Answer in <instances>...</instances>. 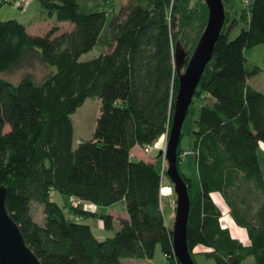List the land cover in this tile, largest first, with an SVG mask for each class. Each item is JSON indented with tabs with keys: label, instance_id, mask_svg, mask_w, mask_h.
Listing matches in <instances>:
<instances>
[{
	"label": "trees",
	"instance_id": "1",
	"mask_svg": "<svg viewBox=\"0 0 264 264\" xmlns=\"http://www.w3.org/2000/svg\"><path fill=\"white\" fill-rule=\"evenodd\" d=\"M37 1L54 21L41 34L16 19L0 20V184L10 215L41 264H121L122 258L151 259L157 245L168 264H180L161 206L160 168L130 152L169 131L178 89L175 47L179 42L189 58L207 22L204 0H124L118 11L107 8L110 0ZM244 2L239 17L225 10L193 96L202 102L193 131L194 192L177 147L190 201L187 246L192 258L201 253L213 264L247 257L264 264V175L257 156L264 92L249 83L261 68L244 55L264 45V0ZM239 22L244 26L230 37ZM93 47L99 54L80 60ZM35 65L44 69L40 76L28 70L16 83L1 77ZM88 96L101 99L100 113L91 138L74 147L70 114ZM54 191L99 207L123 200L127 216L118 218L112 236L98 238L78 219L95 216L114 229L112 214L81 204L70 218ZM215 191L248 243L222 223ZM34 204L42 207L41 222Z\"/></svg>",
	"mask_w": 264,
	"mask_h": 264
},
{
	"label": "rangeland",
	"instance_id": "2",
	"mask_svg": "<svg viewBox=\"0 0 264 264\" xmlns=\"http://www.w3.org/2000/svg\"><path fill=\"white\" fill-rule=\"evenodd\" d=\"M121 1L123 0H110V3L108 4V9H115V11L119 10V7L121 6ZM191 4L195 3L197 0H190ZM0 20H6V19H16L21 23H24L27 26V30L30 33L33 34H41L42 32L49 29L54 21L53 19H48L46 14L43 12V9L40 5V3L37 0H0ZM225 10H227V14L230 16H237L239 17L241 14V11L243 9H247V4L243 0H227L225 2ZM61 29H65L68 25L67 22L59 23L58 24ZM244 26L243 22H239L230 32V37H234L239 29ZM184 48V47H183ZM185 49V48H184ZM187 51V49H185ZM193 51V50H192ZM192 51L189 52V57L192 54ZM98 47H93L88 52L83 53L80 56V60H86L90 59L96 55L99 54ZM244 55L247 58L249 62H251L254 65H257L261 68V70L254 76H251L248 80L252 85H256L260 87L261 89H264V45L263 44H257L252 47L246 48L244 50ZM31 70L36 74V76H40L44 69L40 67L39 65L32 66L30 68L25 69H18L13 72H10L8 74L2 73L1 77L16 83L19 79L21 74L24 72ZM184 68L182 69V71ZM202 102L197 97H194L192 99V102L190 103L188 107V111L186 113L185 119L182 123L181 127V138L179 147L182 150L181 152V161H180V169L181 171L190 179L191 188L190 190L194 192L199 184L198 179V173H197V167L194 160V154L192 152L193 149V131L196 129V119L199 115V111L201 108ZM100 106H101V99L98 96H88L85 98L83 103L78 106L74 112L70 114L71 120H72V126H73V135H72V145L74 147L77 146V144L80 141L88 140L91 138L92 133L95 129L96 119L99 116L100 113ZM8 127L5 126V130H7ZM167 137L168 132L166 131L163 135H161L157 140H155L152 144H150V148L147 149L145 146H137L135 149L131 151L132 153V159L136 160L139 159L136 153H140L144 156L147 160H151L154 162V164L160 168V174L162 175V184L165 186L163 188L162 192V199H161V206L164 214V218L166 220V224L169 227H173L174 222V215H175V206H176V195L173 189V185L167 175L165 174V171L167 169V161L163 154L159 155V151L165 150L166 143H167ZM258 154V160L259 164L262 170V173L264 175V142L260 143V146L257 150ZM214 200L220 205L222 210L221 220L222 223L230 222V217L228 214V208L226 203L224 202L221 194L217 191L212 193ZM52 197L54 200H56L64 210V213L66 216L70 218H77L76 214L74 213V209L78 206L81 207H87L85 202H79L76 201L74 203L69 200L68 195L60 193L58 191H54L52 193ZM89 205V203H88ZM119 205L120 203H115L113 210L119 211ZM90 206V205H89ZM93 208V207H91ZM96 209V207H94ZM93 208V209H94ZM172 209V214L170 215V211ZM97 210V209H96ZM101 209H98L96 212H100ZM108 213V212H104ZM33 214L37 221H42V210L41 207H39L38 204H34L33 206ZM114 218V225L116 224L117 219L119 218V215H112ZM98 217L95 216H88V217H82V222L89 224L94 230L95 224ZM99 222V221H98ZM99 224L103 225L102 220H100ZM116 227L113 229H105V231H109L110 235H113L115 232V229L118 228V225H115ZM232 234L236 237H243L246 236L245 228L239 225H232ZM247 237V236H246ZM247 243V242H244ZM193 260L198 264H213V261L207 257H205L203 254H195L193 256ZM252 259V257H249ZM162 259V252L159 245L156 246L155 249V260ZM248 260V259H247ZM249 262V261H247Z\"/></svg>",
	"mask_w": 264,
	"mask_h": 264
},
{
	"label": "water",
	"instance_id": "3",
	"mask_svg": "<svg viewBox=\"0 0 264 264\" xmlns=\"http://www.w3.org/2000/svg\"><path fill=\"white\" fill-rule=\"evenodd\" d=\"M225 1L227 0H204L208 10L207 22L188 59H186V50L179 42L175 47L178 89L166 147L164 151H159V155L163 154L167 161L166 174L176 195L172 245L180 264H195V262L187 246L186 230L190 201L187 184L178 169L177 147L188 107L203 70L212 57L214 43L225 21ZM185 61L186 65L182 71ZM5 200L6 186L0 184V264H41L40 259L26 243L19 225L10 215Z\"/></svg>",
	"mask_w": 264,
	"mask_h": 264
},
{
	"label": "crops",
	"instance_id": "4",
	"mask_svg": "<svg viewBox=\"0 0 264 264\" xmlns=\"http://www.w3.org/2000/svg\"><path fill=\"white\" fill-rule=\"evenodd\" d=\"M124 1V0H123ZM123 1H121V3L123 2ZM0 5H2L1 3H0ZM249 81V80H248ZM250 83V82H249ZM251 84V83H250ZM252 85V84H251ZM253 87H255L256 89H259V90H261L262 92H264V89H261L260 87H258V86H256V85H252ZM261 143V142H260ZM137 146H139V145H135L132 149H131V151L133 150V149H135ZM259 146H260V144H259ZM258 146V147H259ZM258 150V149H257ZM136 154H138V155H135L134 154V156H137L139 159H144V160H147L146 158H144V156L143 155H141L140 153H136ZM130 156H131V158H132V153L130 152ZM257 156H258V154H257ZM86 203V205H87V207L88 208H90V209H92V210H94V211H98V209H101V211L100 212H98V213H104V212H108V213H110V214H112V215H119L118 217H126L127 216V213H126V211H125V205H124V201L122 200V201H118V202H116V203H120V205H119V211H116V210H113V208H114V205L115 204H113V205H110V206H107V207H99V206H95V205H93V204H90L89 203V205H88V202H85ZM39 207H41V206H39ZM91 207H96V209L94 208H91ZM41 210H42V207H41ZM171 214H172V209H171V211H170V215L169 216H171ZM229 214V213H228ZM229 217H230V215H229ZM74 218V217H73ZM76 219V218H75ZM230 219H231V221H232V224L230 225H228V227H229V229H230V231H231V229H232V225H237V224H235L234 223V221L232 220V218L230 217ZM78 220H82V218H79ZM100 222V219L98 220L97 219V221H96V224H95V230L92 228V231H93V233L95 234V236L96 237H98V238H104V237H108V236H112V235H110L109 234V231H105V229H104V227H103V225H101V224H99V222ZM115 222V221H114ZM115 225H118V219H117V221H116V224ZM114 225V226H115ZM116 227V226H115ZM114 230V229H113ZM231 233H232V231H231ZM246 234V236H247V233H245ZM235 236V235H234ZM246 236H243V237H241L240 239L243 241V242H247L248 243V236L246 237ZM239 238V237H238ZM198 249H200L199 247H196L195 249H194V251H197ZM195 254H201V253H195ZM194 254V255H195ZM248 259V260H247ZM247 261H249V262H247ZM121 264H168V261H167V258H166V256L162 253V259H160V260H155V252H154V255H153V257L151 258V259H147V258H122L121 259ZM196 264H198V263H196ZM240 264H256L255 263V261H254V259L252 258H249V257H247V258H245L244 260H242L241 262H240Z\"/></svg>",
	"mask_w": 264,
	"mask_h": 264
},
{
	"label": "built area",
	"instance_id": "5",
	"mask_svg": "<svg viewBox=\"0 0 264 264\" xmlns=\"http://www.w3.org/2000/svg\"><path fill=\"white\" fill-rule=\"evenodd\" d=\"M6 1H10V0H6ZM243 1H247V0H243ZM146 148L149 149L150 148V145H146ZM71 201H73L74 203H76V200L75 198L71 197Z\"/></svg>",
	"mask_w": 264,
	"mask_h": 264
},
{
	"label": "bare ground",
	"instance_id": "6",
	"mask_svg": "<svg viewBox=\"0 0 264 264\" xmlns=\"http://www.w3.org/2000/svg\"><path fill=\"white\" fill-rule=\"evenodd\" d=\"M161 188H162L161 190H162V192H163V188H165V186L162 185ZM229 219H230V218H229ZM221 221H222V220H221ZM229 224H230V225L232 224L231 219H230V222H226V223H224V225H226V226H228Z\"/></svg>",
	"mask_w": 264,
	"mask_h": 264
}]
</instances>
